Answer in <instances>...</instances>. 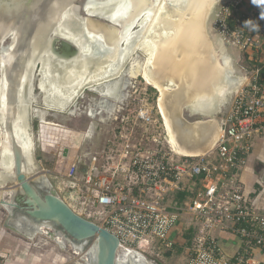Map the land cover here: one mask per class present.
I'll use <instances>...</instances> for the list:
<instances>
[{"label": "built area", "instance_id": "built-area-1", "mask_svg": "<svg viewBox=\"0 0 264 264\" xmlns=\"http://www.w3.org/2000/svg\"><path fill=\"white\" fill-rule=\"evenodd\" d=\"M214 18L213 30L241 53L239 71L246 77L221 117L216 147L197 156L174 153L158 105L139 95L131 100L134 108L117 143L90 157L76 153L66 176L94 191V204L104 209L98 224L125 250L149 248L160 255L174 249L181 211L188 210L197 231L185 264H264L256 259V251L264 254V204L243 180L256 142L264 138V0H223ZM246 21L252 23L245 27ZM82 160L88 163L85 174L79 171ZM197 184L198 196L189 205L174 198L176 192H194ZM216 231L237 234L240 248L228 254Z\"/></svg>", "mask_w": 264, "mask_h": 264}, {"label": "water", "instance_id": "water-1", "mask_svg": "<svg viewBox=\"0 0 264 264\" xmlns=\"http://www.w3.org/2000/svg\"><path fill=\"white\" fill-rule=\"evenodd\" d=\"M85 1L0 0V47L4 43L14 41V31H18L16 33L19 52L16 63L12 66V72L8 76L10 97L8 106L2 105L0 95V127L2 128V135H0V205L8 210L6 227L15 231L22 232L25 228L39 231L46 226L54 229V231H47L52 238L55 239L60 233L63 239L69 241L78 250L92 243L88 251L90 259H86V264H141L139 263L141 261H136L131 256L133 253L139 254L138 250L123 249L115 234L80 215L59 195L58 190L48 178L50 171L45 169L38 160L35 144L31 150L33 164L28 163L27 147L23 145L16 132L15 115L22 81L23 50L33 38L40 23L51 11L55 10L57 16L48 35L53 40L52 51L60 59H70L76 53L81 54L78 43L63 35H68L69 30L66 27L68 21L65 18L74 19L86 34L88 31L101 33L108 45L107 49L109 46L117 47L119 44L122 24L128 19L129 14H132L133 4L123 7L122 14L108 18L93 12L89 13L85 8ZM176 1V3H171L169 8L172 7V11L176 12L172 13L176 25L184 32H190L186 38L190 41L189 51L186 54L182 52L187 49L185 47L187 42L182 44L178 41L177 45L168 48L167 58L164 55L167 63H155L150 66L154 81L163 86L161 89L154 85L151 86L159 92L157 105L165 125V139L170 149L176 154L197 156L207 154L216 147L223 132V124L218 115L223 113L226 107V109L229 108L233 96L245 84L246 77L233 66V61L229 56L232 67H226L221 80L216 83V76L214 80L207 78L210 76L211 68L213 70L223 68L214 56L212 57L216 63L210 62V52L214 51L216 46L208 28L212 11L215 5L222 0H211V5L208 4V0ZM190 2L191 6H189ZM70 6L72 8L69 13L64 14ZM141 25L135 30L140 31L143 28ZM166 33L171 34L172 30L168 29ZM128 44L126 42L123 46L124 53ZM94 46L95 53L90 59L92 63H97L104 58L105 48H98L96 43ZM176 53L180 54V59L177 58ZM35 78L36 69L34 86ZM171 79L173 83H170ZM86 89H89L88 86L79 88L80 95ZM30 90L27 85L24 96L31 102L30 134L35 142L32 115L34 96L29 93ZM104 95L109 96V94ZM44 105L48 107L45 102ZM189 112L200 114L201 117L191 119ZM9 148L10 152L7 151ZM6 151L9 153V159L5 156ZM65 152L68 150L65 149ZM79 171L87 173L88 163L85 160L80 162ZM142 264L147 263L143 261Z\"/></svg>", "mask_w": 264, "mask_h": 264}, {"label": "bare ground", "instance_id": "bare-ground-1", "mask_svg": "<svg viewBox=\"0 0 264 264\" xmlns=\"http://www.w3.org/2000/svg\"><path fill=\"white\" fill-rule=\"evenodd\" d=\"M176 2V0H86V10L89 7L90 9L94 7L96 8L94 9L96 11L90 9L87 11L89 13L93 12L95 14L102 15V17L106 16L108 18H114L115 15H118L119 13L122 14L124 11L123 7L129 4H133L134 8L132 14H129L128 19H126L125 23L122 24L123 29L120 30L119 44L117 47L109 46L108 49V45L101 33L98 34L95 31H88L86 34V32H83L82 27H80L74 19L71 17L65 18L66 21H68L66 27L69 30L68 35H63L67 37V39L78 43L79 48L81 49V54L76 53L70 59H60L52 51L53 40L48 34L50 27L57 16L55 13L56 11H51L45 20L40 23L38 28L35 30L33 38H31L23 50L24 58L22 61V81L19 87V97L17 100L15 115L16 132L23 145L27 147L26 155L29 164H33L31 150L34 146V140L30 134L32 111L30 108L31 102L26 99L24 93L26 91V86L28 85L32 90H30L29 93L34 96L32 82L34 81L35 69L37 66L41 63L40 75H42V79L40 81L41 89L45 93L46 105L50 108L64 111L65 108L69 109L73 107L76 102L75 99H78L81 96L79 90L81 87L86 88L88 86V88L91 89L90 87L97 84L100 88H102L101 90L103 92L111 95L113 90H111L105 82L110 80L114 74L119 73V70L114 72L111 71L110 68H112L114 63L122 65L124 55L126 62L128 53L134 46L133 42H135V45H140L141 49L148 55L142 70L143 77L149 84L161 89L163 85H159L153 79V72L150 71L151 64L155 65V63H167L164 60L165 57L167 58V49L177 45L178 41L182 44L187 42L185 45L187 49L182 51L183 54H186L189 51L188 47L190 46V41L186 39L190 35V32H184L181 27L176 25L173 18L174 16L172 15V13L176 12L172 11V7L169 8V5H172L171 3ZM208 4L211 5V0H208ZM191 5L192 3L190 2L189 6ZM107 6H110V9H112V11L108 14H106L102 9ZM71 8L72 6L67 8L64 14L67 15ZM201 8H203L202 4ZM140 25L143 28H141L140 31L135 30ZM168 29L172 30L171 34L166 33V30ZM187 30L189 31V29ZM61 31L64 30L61 29ZM16 32L18 31H14V41L6 44L4 43L3 46L0 47V95L2 99L1 103L4 106H8L10 98L8 76L12 72V66L16 63L19 55L17 49L18 35ZM193 34L195 35V33ZM136 38L137 40L135 41ZM126 42L129 44L126 46L124 53L123 46H125ZM95 43L98 45V48H105L103 53L104 58H101V60L98 59L100 61L97 63H92L90 58H92L95 53ZM82 53L88 55L84 56ZM210 54V62L212 64H214V62L216 63L212 57L214 56L218 59L220 66L222 65L221 67H223L222 69L217 68L216 70H213V68H211L212 70H209L210 76L207 78L214 80L216 76L215 81L217 83L221 80V75L224 71H226V67H232L231 61L229 55L223 48L217 50L216 47V49L214 51L212 50ZM176 56L180 59L179 53H176ZM120 68L121 67L118 69ZM172 81L173 79L170 80V83H173ZM215 90H217L216 87ZM0 135H2L1 127ZM7 151L10 152V148L7 149ZM7 151L5 156L9 159L10 156ZM124 254L126 255V253ZM131 256L134 257V260L141 261L139 262L141 264L143 261H146L143 257H141V254L133 253Z\"/></svg>", "mask_w": 264, "mask_h": 264}, {"label": "rangeland", "instance_id": "rangeland-1", "mask_svg": "<svg viewBox=\"0 0 264 264\" xmlns=\"http://www.w3.org/2000/svg\"><path fill=\"white\" fill-rule=\"evenodd\" d=\"M222 1L215 5L212 11L213 15L208 21V28L217 50L223 48L232 58L233 66L239 70L240 64H242L241 53L231 43L222 40L212 28V20H215L214 17H216L219 8H221ZM89 9L90 7L87 8V10ZM94 9L96 8L92 7L90 10ZM102 9L106 14L112 11L110 6L103 7ZM136 40L137 38L135 41ZM133 44L134 46L128 53L126 62L124 55L122 65L114 63L112 68H110V70L114 72L119 70V73L114 74L110 80L105 82V84L113 90V93L116 94L115 96L121 94L122 91L126 92L125 87L131 84L132 87L131 85L129 86V88L131 87L129 90L131 100L134 96L140 95L141 99H148L150 104L157 107L159 92L145 80L142 74L143 66L145 65L148 55L141 49L140 45H135V42H133ZM119 67L121 68L118 69ZM40 69L41 64L36 68L35 86L33 83L34 101L32 104L34 108L32 114L35 134L34 144L36 145L38 160L43 164L45 169L50 171V173H48V178L58 190L59 195L80 215L98 223L104 215V209L99 208L94 204V191L90 187L76 185L73 181L67 178L66 172L70 161L67 156H64L65 148H68L71 151L75 150L77 153L78 147L80 148L79 141L81 136L79 133L75 132L76 130L85 128L88 118L84 115H70L68 113L70 108H65V111H62L44 105L45 93L41 89L40 80L42 79V75L40 76ZM90 88L91 91L86 89L88 90L86 92V95L88 96L108 94L103 92L101 90L102 88L97 84H94V86ZM77 104L78 103L75 105L76 107ZM131 104V108L133 109V103ZM79 106H81V104ZM226 108L224 110H228ZM73 112L75 111L73 110ZM225 112L226 111L220 113L218 117L221 118L224 116ZM189 113L190 114L188 115L191 119L201 117L200 114ZM69 129H72L73 131H69ZM140 129L141 128H139V131ZM122 131L125 132V125H123ZM110 136L112 135L110 134L109 137ZM105 141L104 136L100 133L99 144L103 145ZM117 141L116 138L115 142L117 143ZM112 145L114 144L112 143ZM7 216V208L0 205V238L5 237L3 234L1 235V233H6L15 236L18 240L9 244L0 245V264H86V259H90L88 253L90 243L82 248V250H78L69 241L63 239L60 233L57 234L55 239L52 238V235L50 236L47 231H54V229H48L46 226L39 231L25 228L24 230L26 234L20 233L6 227L5 221ZM60 240L63 241L61 242ZM138 251L139 254H141V257L147 261H145L147 264H185L187 261V254L185 251L182 249L178 250V248L172 255H165V250L159 255L157 251L149 248L146 250L138 249Z\"/></svg>", "mask_w": 264, "mask_h": 264}, {"label": "flooded vegetation", "instance_id": "flooded-vegetation-1", "mask_svg": "<svg viewBox=\"0 0 264 264\" xmlns=\"http://www.w3.org/2000/svg\"><path fill=\"white\" fill-rule=\"evenodd\" d=\"M130 85L125 88L126 92L122 91L121 94L117 96H115V93L113 96L109 95L107 97L103 94L98 96H88L86 95V92L90 89L85 90V92L78 98L76 102L78 103L77 107L75 106V103V105L70 108L68 112L70 115H84L88 118L85 128L76 130L75 132L79 133L81 136L79 141L80 148L78 147L77 154H81L86 157H90L95 154H101L108 149V146L111 144V142L115 141L119 129L124 125L126 116L131 108V97L129 90L132 85L129 88ZM80 104L81 106H79ZM73 110L75 112H73ZM69 131L73 130L69 129ZM100 133L104 136V140H106L103 145L99 144ZM110 134L112 136L109 137ZM65 149L64 154L66 153ZM261 168L264 169V165L258 164V169ZM260 184H263L264 186V179L260 181ZM21 196L22 195H20V197ZM18 204L21 206L23 205L21 202ZM22 231L25 230L22 229ZM92 245L93 244L90 243L88 249L91 248Z\"/></svg>", "mask_w": 264, "mask_h": 264}, {"label": "crops", "instance_id": "crops-1", "mask_svg": "<svg viewBox=\"0 0 264 264\" xmlns=\"http://www.w3.org/2000/svg\"><path fill=\"white\" fill-rule=\"evenodd\" d=\"M75 155V150L71 151L70 149L65 154V156H67L69 160L72 159ZM258 164L264 165V138L257 140L253 154L249 158L248 165L245 167L243 173V180L246 184L247 190H256V193H253L252 196H256L259 201L264 204V186L259 182L264 179V169H258ZM199 190L200 184H197L194 192H192L191 190L176 192L174 193V198L178 201L179 204L187 206L191 203L193 198H196L198 196ZM180 216L181 217L179 219L176 231L177 233L175 234L179 242L174 249L166 250L165 255H172L177 248L178 250L182 249L187 254V251L191 246L193 238L196 234V223H194L195 221L190 211L183 210L181 211ZM20 233H25V231H22ZM2 234L5 237L0 238V245L9 244L18 240L15 236H11V234L1 233V235ZM216 234L220 237L223 247L228 254L233 255L240 248L241 239L237 234L231 232L221 233L220 231H216ZM256 259L264 261V254L260 251H256Z\"/></svg>", "mask_w": 264, "mask_h": 264}, {"label": "clouds", "instance_id": "clouds-1", "mask_svg": "<svg viewBox=\"0 0 264 264\" xmlns=\"http://www.w3.org/2000/svg\"><path fill=\"white\" fill-rule=\"evenodd\" d=\"M253 2H257V0H253ZM252 22L251 21H246L245 22V27H248Z\"/></svg>", "mask_w": 264, "mask_h": 264}]
</instances>
